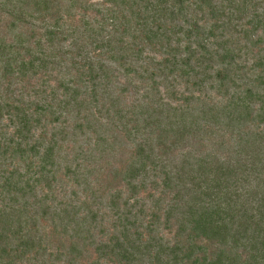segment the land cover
I'll use <instances>...</instances> for the list:
<instances>
[{
    "label": "trees",
    "instance_id": "obj_1",
    "mask_svg": "<svg viewBox=\"0 0 264 264\" xmlns=\"http://www.w3.org/2000/svg\"><path fill=\"white\" fill-rule=\"evenodd\" d=\"M192 3L0 0L14 28L45 23L34 46L28 39L8 42L0 37V79L39 76L62 54L73 57L68 68L74 72L70 82L59 81L63 93L52 88L53 110L40 105L45 109L41 113L0 100V121L14 126V134L0 142V158L18 163L17 156L31 157L25 173L16 165L0 173V264H264V130L258 128L264 123V88H246L221 104L202 99L200 93L192 101L163 96L159 90L161 81L171 76L177 81L185 74L203 92L215 63L223 64L213 73L223 85L225 71L236 62L229 28L253 4L252 28H263L264 0H233L227 7L216 0ZM192 7H202L204 21L214 19L208 30L200 19H191ZM219 39L223 43L218 45ZM91 51H96L93 56ZM146 60L153 70L145 74ZM260 66L263 70L264 61ZM260 79L264 83V76ZM82 87L89 92L82 93ZM129 87L141 93L130 104ZM70 109L84 110L89 125L91 117L107 114L102 128L110 123L117 130L111 139L101 134V154L122 138L133 144L102 193L86 197L92 202H56L46 194L39 197L37 189L42 177L47 191L53 186L60 144L57 134L47 143L30 144L33 131L41 116L58 121ZM78 129L83 131L82 123ZM215 129L238 134L226 154L194 146L200 134ZM83 153L97 163L93 151ZM32 158L38 166L28 176ZM75 163L80 169L82 164ZM83 189L92 191L91 184ZM166 227L175 228L171 239L163 234ZM97 229L102 235L98 242Z\"/></svg>",
    "mask_w": 264,
    "mask_h": 264
},
{
    "label": "rangeland",
    "instance_id": "obj_2",
    "mask_svg": "<svg viewBox=\"0 0 264 264\" xmlns=\"http://www.w3.org/2000/svg\"><path fill=\"white\" fill-rule=\"evenodd\" d=\"M191 1L194 6L196 0ZM216 1L222 3L221 6L226 5L227 7V4L233 0ZM235 1L237 2L238 0ZM89 2H101V0H89ZM253 6L247 8L248 11L245 14L239 13L238 16L242 19L238 20V22L235 23V26L233 24L229 28L230 31L228 36H232L230 37L231 39L229 42L230 44H234L235 52L233 53V59H235L236 62L232 66L228 67L227 71H225L227 73V79L224 81L223 85H220L219 81L213 74L216 70H219L223 64L215 63L212 65L211 70L213 73L210 76V81L203 86V92L196 91L195 84L191 81H187L185 74H183L181 78L176 77L177 81L172 79L173 76L163 83L161 81L159 87L160 93L163 96H176L182 100H191L194 98L192 101H195V97L200 93L202 95V99L214 104H221L232 94L236 95L246 88H253L254 91L264 88V83L260 79L261 76H264V68L262 70V67L260 66L261 61H264V27L258 31L257 29L252 28V24L249 19L255 15V10L252 9ZM201 9L197 7L194 9L192 7V12L190 13L192 16L190 17L196 21L200 19L201 25H204L208 30L214 19L212 17L208 18L207 21L201 19L200 17L202 15L207 17ZM80 11L81 10H77L75 13L78 14ZM210 14L211 13H209V15ZM11 21L12 18L10 15L3 13L0 9V37L5 36L8 42L14 41L15 38L20 41L28 39L29 43L34 46L36 41L42 38V33L45 30V23L34 21L14 28L10 25ZM254 22L255 21H253V23ZM183 23L184 22H182V24ZM186 26L188 25L186 24ZM215 32L217 35L221 34L220 30ZM212 40L215 39L213 38ZM217 42L218 45L223 43L221 39ZM216 44H211V48H218ZM95 52L91 51V56H93ZM147 53L150 55L153 54L152 52ZM157 55L159 58L161 57L160 54ZM71 59H73L71 56L69 57L68 55L65 56L63 54L59 55L56 58V63L54 65L53 63L52 65H49L48 71L43 70L40 75L36 77L28 76L21 78L15 74L9 79H0V100H6V102L13 103L15 105L17 103H21L20 105L22 107L35 109L41 113H43L45 109L53 110L52 107H55V99H53L54 97L51 94V92H53L52 88L56 89L57 95L61 94L63 93V88L59 85V81L63 80V78L64 80H67L65 82H70L72 80L70 77L73 76L74 72L68 68ZM146 61L147 63L142 65V71L145 74L147 72H152L153 70L152 63H149V60ZM52 66L53 69H51ZM0 68H2V66H0ZM139 69H141V66H139ZM1 74L2 71H0V76L3 77V74ZM121 76L122 75H119V78L125 80ZM136 86H140V83H136ZM134 87H129V90L126 93V102H128V104L137 102V99L141 97V93H137L135 90L136 87ZM82 90V93L84 94L89 92L87 87H82ZM172 92H174L175 95H172ZM40 105L42 107L44 106L45 109L42 110ZM257 108L259 109L258 103L254 107V112H258ZM68 112L69 113H64L63 111L64 115H61L58 121H55L53 116L51 118L49 115L46 116L47 118L41 116V121L33 131L34 139L32 138L29 141L30 144L35 142L43 143L44 141L47 143L54 134H57L55 140H57L60 144L57 148V173L52 184L53 186L49 189V191H47V189L44 188L47 181H45L42 177V182L37 188L38 191L41 190L39 192V197L46 194L47 198H50L52 201L54 199L56 202L74 201L79 203L84 200L92 202L93 198L86 197L88 195L92 196L95 192L96 195L102 193L104 187L108 185L107 178H109V174L126 161L133 148V144L130 141H125L121 137L122 140L119 139L117 141L113 150L105 154H101L98 151L99 146L97 145L101 134L106 133L108 138L111 139V136L115 134H113V132H116L117 130L116 128H113L114 131H112V125L110 123L106 124L102 128L101 123L103 124L106 122L107 114H100L99 116L96 114L94 117H91V125H89L87 124L88 119L85 120L86 113L84 110L76 112L70 109ZM78 123L83 124V131L78 129ZM258 128H262L264 130V123H261ZM60 131L61 133H58ZM75 131L78 132V136L74 138L73 134ZM13 134L14 126H12L6 119L0 121V142H3L5 138H8ZM200 135L202 136L200 137L201 140L194 145L196 148L202 150L217 148L220 154H226L231 150V148L233 149L236 145V140L238 139L237 132L228 129L221 131H216L215 129L212 132ZM15 138L17 140V137ZM37 139H39V141H37ZM83 151H93L94 159L98 160L97 163H91L88 161L89 159L85 157ZM80 153L83 158H74ZM15 159L18 163H12L10 158H8L7 161L0 158V173H6L7 170H13L15 165L20 172L25 173L27 171L28 163L31 162V157L26 156L25 153L23 157L17 156ZM32 160L34 162L32 165V173H29L31 172L29 171L26 174L28 176H32L37 170L38 160L37 158H32ZM75 162L82 164L80 169L76 168ZM68 166H71L73 170L71 171V169H69L68 172ZM71 172H73V174ZM33 182L35 183L36 181L33 180ZM86 183L91 184L92 191H84L83 188ZM174 229L175 228H172L170 231L167 227L163 228V234H165L166 238L171 239V237H173ZM98 233H101V231L97 229L95 234L98 235ZM100 239H102V235H98L96 237V242L100 241ZM57 245L58 243H56V246ZM83 258L89 259V255ZM83 258L80 259V262L84 261Z\"/></svg>",
    "mask_w": 264,
    "mask_h": 264
}]
</instances>
